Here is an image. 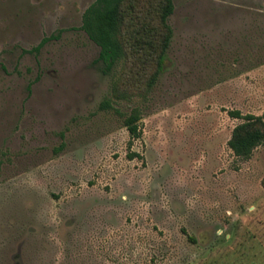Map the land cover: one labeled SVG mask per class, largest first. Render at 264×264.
Masks as SVG:
<instances>
[{
  "label": "rangeland",
  "instance_id": "374dc122",
  "mask_svg": "<svg viewBox=\"0 0 264 264\" xmlns=\"http://www.w3.org/2000/svg\"><path fill=\"white\" fill-rule=\"evenodd\" d=\"M95 1L0 0V264H264V146H227L229 112L264 117V0H172L129 98L79 30Z\"/></svg>",
  "mask_w": 264,
  "mask_h": 264
},
{
  "label": "trees",
  "instance_id": "16d2710c",
  "mask_svg": "<svg viewBox=\"0 0 264 264\" xmlns=\"http://www.w3.org/2000/svg\"><path fill=\"white\" fill-rule=\"evenodd\" d=\"M173 12L172 0H96L84 11L79 30L99 48L94 63L100 66L103 74H108L123 62L121 79L114 87L117 97L144 96L156 83L173 38L168 23ZM52 39L44 38L26 53H38ZM109 107L107 101L101 105V109ZM229 115L242 122L233 128L227 146L234 156L248 160L258 147L264 146V117L241 115L238 111L229 112ZM139 121L137 111L124 119L130 145L141 136ZM134 157L129 156L130 159ZM188 239L196 243L195 238Z\"/></svg>",
  "mask_w": 264,
  "mask_h": 264
}]
</instances>
